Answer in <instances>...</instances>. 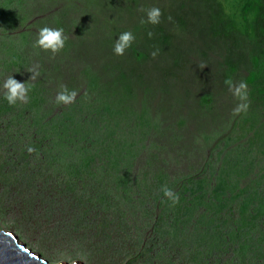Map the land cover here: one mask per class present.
<instances>
[{
  "label": "rangeland",
  "instance_id": "rangeland-1",
  "mask_svg": "<svg viewBox=\"0 0 264 264\" xmlns=\"http://www.w3.org/2000/svg\"><path fill=\"white\" fill-rule=\"evenodd\" d=\"M212 1L225 22L240 16L244 5L257 16L259 0H5L6 5L0 0V111L8 105L3 84L10 75L28 84L46 77L49 97L21 120L8 121L16 111L10 105L0 119V230L50 262L64 252L73 258L83 254L86 261L77 264H264V93L257 89L251 96L248 84L250 107L234 116L238 101L228 87L212 88L206 66L221 63V53L216 41L211 43L215 49L206 44L212 37L207 29L204 35L193 31L211 24L205 12L211 13ZM153 6L163 13L157 31L169 30L174 13L182 19H174L176 41L155 49L147 35L153 27L141 24ZM109 15L115 16L112 22ZM44 26L63 28L65 44L73 42L60 57L33 47ZM142 29L136 44L151 53L159 49L155 59L114 54L115 33L135 30L138 39ZM244 31L240 19L237 49L249 58L242 39L251 46V38L247 41ZM18 44L25 59L16 66L11 53L17 47L11 45ZM231 44L223 48L225 56ZM177 58L184 64L181 71L161 73L166 66L174 68ZM249 62L247 72L264 87L263 59ZM33 68L40 73L35 80L30 79ZM88 76L97 77V85L114 81L120 86L117 79H126L131 106L121 112L123 123L114 132L105 125L108 118L116 121L113 110L99 116L95 105L81 107L91 101ZM54 78L60 81L56 86L50 84ZM71 79L75 102L57 105L60 85ZM252 102L258 103L254 114ZM67 109L80 117L78 122L64 114L77 130H68L64 138L50 136L46 121L51 128L61 125L55 114ZM87 109L92 115L83 112ZM29 147L35 151L29 153ZM88 158L97 159L96 167L81 175L80 162ZM221 179L227 183L221 185ZM163 185L179 194L177 209L158 195Z\"/></svg>",
  "mask_w": 264,
  "mask_h": 264
},
{
  "label": "trees",
  "instance_id": "trees-1",
  "mask_svg": "<svg viewBox=\"0 0 264 264\" xmlns=\"http://www.w3.org/2000/svg\"><path fill=\"white\" fill-rule=\"evenodd\" d=\"M259 1H261L263 3V7L258 3L254 4V6L257 10V11H254V13L257 12L256 17L252 14V12L250 11V8L248 6L247 8H245L241 11L240 16H237L235 20H229L228 22H225L223 19L222 9L215 7V5L211 6V8H210L211 13L209 14L208 11H206L205 15H209V18L212 20V22H211L212 27L207 24V27L202 29L201 28L202 24H201V26H198V27L194 26L193 31L195 34L202 33L204 35V32H202V31H205L207 29L206 36H210V34H212L211 35L212 36L211 41L212 42L216 41V44L219 45V47H221L220 50H223V48L225 47V45L228 42L234 43V44H232L234 46L239 45V42H240L239 39H241V38L237 37L238 34L234 35V33L238 27L239 20L242 19L244 29H245L244 32L246 34L247 41L251 38L250 43H251V47H253L252 50H254V51H252V53L249 54L250 57L248 59H250V61L253 60L255 62H257L259 59H263V61H264V0H259ZM3 4H5V5L7 4V3H5V0H3L1 5H3ZM3 9H5V8H2V10ZM118 11H120V10H118ZM238 14L239 13H237V15ZM114 17H115L114 15L110 16V18H112V19H114ZM172 19L173 20L170 22V25H169L170 31L163 28L165 30V31H163V35L161 33H159L163 29H161L160 31H157L156 30L157 25H150V28L153 27L150 29V31L154 33V35L152 36V39H154V40L150 43V47L152 49L153 48L155 49V47H158V46L162 47V45L171 41L174 37H177V35L175 33V24L176 23H175L174 19H176L177 22H181L182 19L180 17H176L174 14H172ZM214 21H216V24L213 23ZM166 22H168V20ZM144 29H142L141 31L143 32ZM146 30H148V28H146ZM125 31H129V30H124V32ZM130 31L133 33V35H135L134 34L135 30H130ZM120 34L121 33L117 32L114 34V36L120 35ZM174 40L176 41V38H174ZM242 40H245V39H242ZM159 41H162V44ZM68 42H69V44L68 45L65 44L64 48L58 53V57H60V54L63 50L67 52L71 43H73L71 40H69ZM176 43H178V42H176ZM245 43H246V41H245ZM206 44L208 45L209 48L214 49V45L210 44V42L206 41ZM11 46L17 47L11 53L16 58L15 59L16 60V62H15L16 66H18L19 64L22 65L23 64L22 59H25V57H23V54H21L22 53L21 50L18 49L19 46H21V45L18 44V46L17 45L16 46L11 45ZM151 48L147 49V47H145L143 45L136 44V38H135L131 47L126 50L127 55H128V53L130 54V56L127 57L126 59L134 57L133 59L140 61V57L143 58V56H145V60L150 59L152 57L151 52H150L152 50ZM20 49H21V47H20ZM231 51H232V46L230 45L228 48V55ZM202 55L204 57L206 56L205 53H202ZM52 61H54V60H52ZM215 61L217 63V66L214 64L215 68L218 70L217 73H214V70H213L214 67L210 68V73H209V68L206 69V74L208 73V75L211 77V86H213L214 84H220L222 89H225L227 87L224 84L225 79L231 78L234 81V79H235L234 76L236 75L238 78L243 79V81H245L247 84L252 85V86H250L251 91L249 93L251 96L253 94H254V96H256L257 89H260V92L264 93V87L257 86L258 84L255 83V81H256L255 75L252 72H250V73L247 72V70H249L251 68L250 62H249V66L239 67L238 62H237V58H233V59L229 58L226 62H221V63L218 62L217 60H215ZM182 63H183L182 59L177 58L175 61H172V65L174 66V68H172L171 66H166L163 69V71H166L168 73H169V71H170V73L175 72L174 69L176 71H181V67L184 66V64H182ZM224 65L226 66L225 69H224ZM227 66H228V69H226ZM113 68H114V66H113ZM140 69L141 68L138 69V72L140 71ZM122 71H123V69L121 70V75H122ZM135 71H136V69H134L133 72H135ZM227 71H228V73H227ZM138 72H137V75H139ZM244 72L246 73L245 75H244ZM132 75H134V74H132ZM88 77H89L88 81H89V86H90L88 93L90 94L89 99H91V101L90 102H88V100L85 101L81 105V107L82 108H88V107L95 105V109L97 110V113L99 116H101L105 113L104 112L105 109L113 110V112H114L113 115L117 116V118L115 119L116 121H113V120L108 118V121H107V123H105V125H107L108 129H110L112 132H114L117 129V126L118 125L120 126L123 123L122 121H120V119H121L120 115L123 114L121 112L124 111L125 109H129V107L131 106L130 105L131 100H128V98L131 96V93H130V89L127 85L126 79L122 80L121 77L118 78L117 80L121 81L123 83V85L116 86L115 83H117V82H114V81H112V82L103 81L97 85L96 83L99 82L97 77H90V76H88ZM45 78L46 77L41 76L39 79H36L35 81H33V84H31V85H33V87L31 88L30 92L28 93V95H29L28 103H26V104L17 103L16 105H14V108H16V111H17V109H19V110L17 112L15 111V113H13L9 117L8 121L13 119L14 117H17V118H19V120H21L22 117L24 116V114L27 115L28 111L31 110L32 108L38 109V108L44 107L43 104L46 103L48 98H49L46 96V91L48 92V88L45 87V84H46V82H44ZM134 78H136V76H134ZM102 79H103V77H102ZM136 79H139V77L137 76ZM58 83H60L58 78H54V79L50 80L51 85L56 86V85H58ZM70 84H72V87L74 88V86H73L75 84L74 80L71 79L68 81V83H65V85H67V87H69V88L71 86ZM263 84H264V81H263ZM257 104L258 103L252 102V106H251V113L252 114H254L256 112V110H257L256 105ZM64 106L65 105H63V107ZM4 107H3L4 110L0 111L1 112L0 113V119L5 118V116L9 112L8 111L9 104L4 106ZM69 112L70 111H68V109H67L64 112H61L60 115L55 114L57 117L58 116L60 117V119H61L60 124L61 125H56V126H53L51 128L46 121L45 129L47 130V132L50 133L49 134L50 136L54 137V136H57L59 134L62 138H64L65 133L68 130L76 129V127L74 126V121L72 119H74L75 121L81 122L80 117L78 116V114H75L74 112L73 113L71 112L72 115ZM83 112L90 113L92 115V112L88 109L84 110ZM101 112H103V113L100 114ZM64 114H68L69 117L72 119L68 122L67 118L64 116ZM65 119L67 121L66 123L64 122ZM247 120L249 121L250 119L248 117H245L244 121H247ZM104 121H106V120H104ZM80 128H81V126H80ZM250 128L254 129V127H252V125H250ZM76 130H74V131L76 132ZM94 135H96V134L95 133L92 134V136H91L92 139L94 138ZM145 136H147V134H145ZM32 141H34V140H32ZM255 142H256V140H255ZM52 149H53V146L51 145L50 147H48V152H52L53 151ZM237 151H238V149H237ZM68 152H69V156H70L72 152L71 151H68ZM92 152H94V151H92ZM240 153L242 154L243 152H240ZM93 154L96 156V158L98 160H100V158H98V156H99L98 151H96V153L94 152ZM93 154H91V155H93ZM96 160H92L91 158L83 159L80 162V168H79L78 173L81 175L82 174L86 175L87 172L94 171V169L96 167V164L94 161H96ZM49 162H50V160H49ZM253 165L255 166L254 159H253ZM224 168L225 167H222L221 170L219 171L221 173V175H223L222 173L225 172ZM210 170H211V168H210ZM219 172H217V174H216L217 177H218ZM212 173H215V170H212ZM122 178L123 177H121L120 179H122ZM218 181H220V180H218ZM221 181H222L221 185L224 183H227V180H225V179L224 180L221 179ZM125 186H126V184H125ZM128 188L132 189L130 187H128ZM124 190L126 191V188ZM192 191H196V190L190 189V193ZM215 191H216V193H218L221 191V189L219 190L218 188H216ZM158 195H163V192L161 190H159ZM178 205H179V203L176 204L175 209H177L179 207ZM186 208H188V206ZM252 221H253V218L252 219L250 218V220L246 223L251 224ZM240 230H242V228L236 229L237 234L240 232ZM231 233L235 234L234 231H231Z\"/></svg>",
  "mask_w": 264,
  "mask_h": 264
},
{
  "label": "clouds",
  "instance_id": "clouds-1",
  "mask_svg": "<svg viewBox=\"0 0 264 264\" xmlns=\"http://www.w3.org/2000/svg\"><path fill=\"white\" fill-rule=\"evenodd\" d=\"M231 3L232 2L230 1L229 5H231ZM189 4L192 6L191 1L189 2ZM258 4H260L263 7V3L261 1H259ZM214 5H215L214 1H212L211 6H214ZM192 7H194V6H192ZM247 7H248V5H244L243 8L240 9V11H238L237 13H240L243 9H245ZM102 12H107V10L106 9L101 10V13ZM162 15H163V13L159 7H156V6L150 7L149 9L146 10V20L142 19L141 24L148 23L151 25H157L161 22ZM174 15H175V13H174ZM109 16H111V15H109ZM206 16H208L207 20L212 22V20L209 18V15H206ZM168 19L171 20V17H169ZM112 21H113L112 18H110V22H112ZM213 23L216 24V21H214ZM208 25L211 26V24H208ZM143 35H144V33L141 31L140 38L136 39V42L138 40L142 41ZM147 35L149 38H152L154 33L149 31L147 33ZM211 35L212 34H210V36ZM66 40H67V37L64 35V29L63 28H52V27L44 26V27L39 29L37 39L35 40L33 47L40 48L43 51H50L53 54V56H55L57 53H59L64 48ZM134 40H135V36L133 35V33L130 30L121 33L118 36V38L115 40V43L113 46L114 54L117 56L124 55L125 51L131 47ZM153 40L154 39H151L150 43ZM159 42L162 44L161 41H159ZM150 43H149V45H150ZM211 43H212V41L210 42V44ZM232 44H234V43H232ZM232 44H231L232 51L229 53V55H228V51H227L226 60H225V55L223 53V50H220L221 47H219V45H217V47H218L217 53H221V55H220V57L222 59L221 62H226L229 58L230 59L237 58V62H238L239 67L249 66V59H248L247 53L245 51L240 52L236 48L237 46H234ZM242 47H243V49L248 51V54H250V53H252V51H254V50H252L253 47H251V46L247 45V43H245V40H242ZM214 49H215V46H214ZM158 53H159V49L153 51L151 53L152 58L155 59L156 56L158 55ZM205 55L206 56L205 57L203 56V59L206 62L212 63L213 61L210 58V56L207 55V53H205ZM215 65L217 66V63H215ZM36 67H38V66H36ZM206 67L209 68V73H210L211 67H214L213 68L214 73H217V71H218L215 68V66H208V64H207ZM163 69L164 68H162L161 73L163 72ZM29 72L32 73V75L30 77L31 80H35L40 75V73L36 70V68L29 70ZM174 76H176V73L174 74ZM234 78L238 79L239 82L237 83V82H234L231 78H227V79H225L224 84L228 87V90H229V92L232 93L233 97L235 99H237V101H238L236 107L232 110V114L235 116V115H239L241 113H246L248 108L250 107V100L248 98V86H250V85H248L245 81H243V79L238 78L236 75ZM174 79H178V78H174ZM216 86L221 88V90H223L220 84H216ZM32 87H33V85L28 84L26 82H19L16 79H14L12 77V75H10L7 77V79L5 80V82L3 84V88L5 90L4 91V99L7 101V103L10 106H14L17 103L26 104L29 101L28 93L30 92ZM212 88H214V85L212 86ZM77 95H78L77 90H75V89L70 90L67 87V85L61 84L60 90L57 92V94L55 96V103L57 105H60V104L70 105V104L75 102ZM224 123L228 124L226 122H224ZM228 126L230 127L231 125H228ZM27 150L29 153L35 151V149L32 147H29ZM161 191L163 192V195L172 202L173 206L179 203V199H180L179 194L173 192L172 189H170L167 185H163L161 187ZM78 261H86V257L83 254L77 253L76 258H73L72 256H69L64 252H59L57 254V256L51 260V264H65V262H66V264H77Z\"/></svg>",
  "mask_w": 264,
  "mask_h": 264
},
{
  "label": "water",
  "instance_id": "water-1",
  "mask_svg": "<svg viewBox=\"0 0 264 264\" xmlns=\"http://www.w3.org/2000/svg\"><path fill=\"white\" fill-rule=\"evenodd\" d=\"M0 264H51L26 244H22L17 236L0 230Z\"/></svg>",
  "mask_w": 264,
  "mask_h": 264
}]
</instances>
